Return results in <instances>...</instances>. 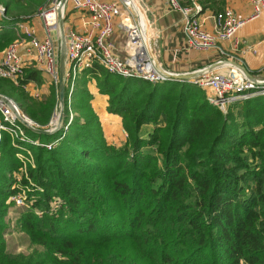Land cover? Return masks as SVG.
Segmentation results:
<instances>
[{
	"label": "trees",
	"instance_id": "1",
	"mask_svg": "<svg viewBox=\"0 0 264 264\" xmlns=\"http://www.w3.org/2000/svg\"><path fill=\"white\" fill-rule=\"evenodd\" d=\"M19 1L0 0L6 10L0 51L17 39L23 17L30 21L48 0H30L27 7ZM193 2L218 14L224 4L181 5ZM38 77L29 70L21 82ZM93 80L109 96L108 111L122 120L128 138L120 147L108 144L91 105ZM7 82L0 80V92L9 94ZM13 88L21 104L31 101L22 87ZM70 91L67 84L64 120L73 113V121L57 147L24 144L35 162L28 167L34 199L19 208L16 222L30 245L27 253L9 250L6 240L7 203L14 205L11 198L29 181L24 177L16 186L23 164L3 134L0 264H264V96L223 113L189 82L152 84L101 67L84 71ZM38 107L33 100L25 113L48 126L54 103L43 117ZM104 119H110L105 130L117 132L116 118ZM26 130L42 143L63 133L45 142L49 135Z\"/></svg>",
	"mask_w": 264,
	"mask_h": 264
},
{
	"label": "built area",
	"instance_id": "2",
	"mask_svg": "<svg viewBox=\"0 0 264 264\" xmlns=\"http://www.w3.org/2000/svg\"><path fill=\"white\" fill-rule=\"evenodd\" d=\"M181 2L182 0H169L171 8L180 10L184 16L187 44L192 50L216 49L219 42L235 39L239 30L247 23V20L238 19L232 10H225L214 15V31L210 32L204 28V23L199 18L202 7L196 2H193L190 7H182ZM251 3L253 7L251 19L264 16V0H251ZM69 4L78 12L86 15V31L66 30L65 22ZM61 10L65 28L66 86L68 84L70 87V96L76 80L82 73L97 67L103 68L111 75L142 80L152 84L172 80L170 76L175 73L163 67L158 60L157 51L150 38V23L145 28L140 12L136 11L135 7L126 0H66V2L64 0H48L36 14L40 27L33 25L31 21L17 25L18 38L6 48L0 57V79L13 80L14 82L19 78L24 79L25 63L22 50L25 49L34 57L40 72L49 76L58 87L60 81L59 45L62 43L59 25ZM5 14V8L0 5V15L5 17ZM147 21L149 22L148 17ZM117 27L123 30L126 35L124 50L127 55L125 58H121L115 53L116 45L111 39ZM238 44V41H235V45ZM195 72L198 75L185 82L205 90L209 103L219 108L223 113H227L228 109L236 103L264 96V81L249 79L239 67H230L228 72L221 73L211 66H207ZM4 96L8 101L4 99ZM58 116L59 113L56 110L49 125L41 127L23 114L20 106L14 100L0 94V144L3 134H9L13 145L19 150L16 156L23 164L21 172L16 176V186L19 187L24 177L29 181L28 186L21 187V193L11 198V202L18 208L28 207V193L32 191L30 185L33 184L28 176L27 163L35 168L33 156L24 144L44 147L49 151L53 150L64 138L74 115L71 113L67 122L63 120L59 130V132L63 131L62 136L57 141L48 143L29 138L26 132L28 128L19 121V118L27 120L35 128L54 130L58 122L56 125L53 123ZM40 191L42 190L40 189Z\"/></svg>",
	"mask_w": 264,
	"mask_h": 264
},
{
	"label": "crops",
	"instance_id": "3",
	"mask_svg": "<svg viewBox=\"0 0 264 264\" xmlns=\"http://www.w3.org/2000/svg\"><path fill=\"white\" fill-rule=\"evenodd\" d=\"M137 1L150 21L151 39L156 46L158 60L163 67L175 74H187L207 66H215L214 69L221 73L228 72L230 67H242L249 72V79L264 81V16L251 19L253 15L251 0H224L220 11L232 10L238 19L247 20V23L239 30L235 39L219 42L216 49L204 51L189 49L184 31V16L180 10L171 8L169 0ZM213 10L208 8L199 14L204 28L210 32L214 31V15L218 14ZM85 17V14L78 11L70 14L66 29L68 26L79 32L86 31ZM111 39L116 45L115 53L125 58L127 54L124 50L126 41L124 31L117 27ZM235 41L239 44L235 45ZM22 55L25 74L29 70L37 71L30 69L33 63H36L34 57L25 49L22 50ZM37 72L40 70L38 69ZM40 74L43 73L40 72ZM93 82L97 85L96 81L93 80ZM91 83L92 81L89 83V88L96 90L97 86L92 87ZM95 90L92 93L96 99H99Z\"/></svg>",
	"mask_w": 264,
	"mask_h": 264
},
{
	"label": "rangeland",
	"instance_id": "4",
	"mask_svg": "<svg viewBox=\"0 0 264 264\" xmlns=\"http://www.w3.org/2000/svg\"><path fill=\"white\" fill-rule=\"evenodd\" d=\"M29 1L30 0H20L19 1V3L21 2L20 6L27 7L29 5ZM39 8L40 7L35 8V10L32 13L34 17L32 19H29L31 22H33L32 24L33 25H37V27H40V22L36 18V14H37V11H38ZM75 12H77V10H75L71 6V4H69L67 6V15H66L67 19H66L65 25H66V23L67 24L69 23V19H70V18H68L69 15L72 14V13H75ZM2 19H3V16L0 15V21ZM25 20H26L25 17H23V19L20 21V23L24 22ZM67 29L70 30V28H68V26H67ZM154 47L156 49L155 44H154ZM59 48H60V50H59V55H60L61 45H59ZM5 50H6V48L4 50L0 51V55H2ZM30 69H36L38 71L36 63H33L32 67ZM38 76H39L38 77L39 78L38 81H35L34 83L29 82L28 84L27 83L23 84L21 82L23 80L22 78H19L15 82L13 80H9V82H7V85H10V87H8L7 92L10 95L6 94V93H2V92H0V94H3V95L5 94L8 97H10L12 100H14L20 106L23 114H25L28 118H30V117L25 113V108H27V107H29V108L31 107L32 108L33 100L39 106L38 107V109H39L38 115L41 116V117L45 116V114L48 111V107L51 104L54 103V110H53V113H52V116H51V120H50V122H51L52 119H53L54 114L56 113V110L59 113L60 112V108H61L60 107V100L58 98L59 85L57 87L54 84V82L51 80V78L49 76H47V75L45 76L43 74H40V72H38ZM24 78H25V75H24ZM94 83L95 82L92 81V83L90 85H92V87L93 86L96 87L97 85H95ZM12 86L16 87L18 89L20 87H22L24 89V92L27 93L28 96L31 98V101H29L27 103V105L25 104V102H24V104L23 103L21 104L20 101H17L16 97H19V93L17 91H15V89ZM88 87H89V85H88ZM88 89H89V92L93 95L92 92L95 89H93V88L92 89L88 88ZM97 89H98V87H97ZM97 89L95 90V92L99 95V99H96V97L93 95V99L91 100V105H92L95 113L98 115V117H99V119L101 121L102 130L104 132V137H105L106 141L108 142V144L120 147L126 142V140L128 138V135H127L126 131L124 130L123 126H122V120H121L120 116L116 115V114H111L108 111V109H109V96L101 94L99 89L98 90ZM206 94H207V92H206ZM64 109H65V104H64L63 110ZM106 117L107 118H116V121H115L116 122V128L119 127V128H117V132L114 131V133L109 134L105 130L104 123H106L108 120H110V119H104ZM32 121L35 122L34 120H32ZM53 138H54V136L49 135V136H44L42 138V140L46 142V141L53 140ZM52 142H54V141H52ZM29 166H30V164L27 163V172H28V167ZM22 168H23V166H22ZM28 184H29V182H28ZM29 193H28L29 200L27 202L28 207L32 203V199H34V196L31 195V194L34 193L33 190L31 191L30 195H29ZM7 204H8V215L5 217L4 222L9 225V228L11 230L10 233L6 237V240L8 242L9 250L14 251V252H18V253L19 252L27 253V252H29L31 250L30 249V245H29V243H28V241L26 239H23V235L21 234V232L16 227V222H17V219L19 217V213L23 209H19L15 205H12V204H9V203H7ZM39 213L42 214V211H40Z\"/></svg>",
	"mask_w": 264,
	"mask_h": 264
},
{
	"label": "water",
	"instance_id": "5",
	"mask_svg": "<svg viewBox=\"0 0 264 264\" xmlns=\"http://www.w3.org/2000/svg\"><path fill=\"white\" fill-rule=\"evenodd\" d=\"M66 2V0H64ZM137 11V10H136ZM60 33H61V52L59 55V71H60V81H59V100H60V112H59V118H58V124L57 127L54 130H44V129H38L33 127L27 120L23 118H19V121L23 123L24 126H26L29 130L37 133V134H42V135H54L59 132L60 127L63 123L64 120V103H65V89H66V46H65V28H64V19L62 16V10L60 12ZM149 26V22L147 21V27ZM146 28V26H145ZM147 41L149 42V36L147 34ZM219 65V64H217ZM212 67V66H211ZM212 68H215L212 67ZM241 70L245 72L247 77L249 76V72L245 69L240 67ZM197 72H191L187 74H175L171 75L170 78L172 80L184 82V81H189L190 79L194 78L197 76ZM4 99L8 101V99L4 96Z\"/></svg>",
	"mask_w": 264,
	"mask_h": 264
},
{
	"label": "bare ground",
	"instance_id": "6",
	"mask_svg": "<svg viewBox=\"0 0 264 264\" xmlns=\"http://www.w3.org/2000/svg\"><path fill=\"white\" fill-rule=\"evenodd\" d=\"M130 5H132L133 7H135V9L138 11V12H140V14H141V19H142V21H143V25L144 26H146L147 25V16H146V14L144 13V10H143V8L140 6V4L138 3V1L137 0H126ZM145 15V16H144ZM149 23H150V21H149ZM149 33H150V38L152 37V33H151V30L149 31ZM153 45H154V43H153ZM59 117V116H58ZM58 117H56V119L54 120V123H53V125H56V123L58 122Z\"/></svg>",
	"mask_w": 264,
	"mask_h": 264
}]
</instances>
